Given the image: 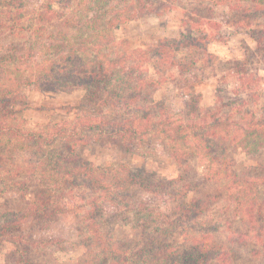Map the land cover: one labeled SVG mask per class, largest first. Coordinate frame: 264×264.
Returning <instances> with one entry per match:
<instances>
[{"label": "trees", "instance_id": "1", "mask_svg": "<svg viewBox=\"0 0 264 264\" xmlns=\"http://www.w3.org/2000/svg\"><path fill=\"white\" fill-rule=\"evenodd\" d=\"M180 1L62 0L58 7L49 4L45 8L56 14L59 21L56 27L62 28L47 33L44 16H39L42 24L21 23L26 0H0V195L14 182L26 186L25 181H11L3 174L8 163L25 161L32 165L40 186L24 211L4 210L0 204V247L8 238L13 239L18 245L19 264H36L28 255L31 249L47 246L53 240L36 239L40 238L36 233L13 231L22 229L27 222L50 219L61 206L70 208L68 202L83 200L86 190L94 196L83 213L86 223L79 225V230L85 228L87 234L83 238L88 259L83 264L226 262L228 253L221 243L205 238L195 240L188 233L218 196L208 194L188 201L197 184L183 175L171 179L144 176L126 164L114 166L113 174L112 167L81 161L78 153L81 145L94 142L123 143L135 151L139 145L143 147L148 137L160 136L180 167L203 159L202 180L206 183L235 175L230 155L233 148L251 155L264 151V116H253L237 130L233 129L229 115L223 116L216 109L201 111V92L183 99L187 113L196 115L195 118L177 123L169 115H159L167 109L153 99V91L161 81L150 68L157 74L155 62L171 58V64L189 84L187 75L195 63L186 62L180 53L206 49L203 38L186 27L178 37L137 48L118 41L116 31L147 14L161 16ZM232 1L238 13L236 26H249L254 18L264 16V0H210L213 5ZM22 30L27 33L24 35ZM6 31L26 38L21 44L11 43L4 48L1 37ZM252 33L257 48L264 52V24L252 29ZM45 36L59 41L48 43ZM29 87L56 91L82 89L84 97L73 118L29 129L24 125L22 109L18 108L26 104ZM234 178L228 189L240 183L241 194L248 189L250 194L256 190L252 185L257 179L246 182L239 176ZM237 199L240 200V195ZM257 207L256 214L264 222V200ZM106 215L130 219L133 228L143 231L140 245L131 247L130 243L116 240L104 226ZM77 216L80 219L79 213ZM200 227L203 229L205 225L200 223ZM207 228L217 230L215 225ZM176 232L183 237L180 243L166 241ZM25 242L30 247L26 248Z\"/></svg>", "mask_w": 264, "mask_h": 264}, {"label": "rangeland", "instance_id": "2", "mask_svg": "<svg viewBox=\"0 0 264 264\" xmlns=\"http://www.w3.org/2000/svg\"><path fill=\"white\" fill-rule=\"evenodd\" d=\"M61 1L26 0V12L21 23L42 24L39 16H44L47 19V33L62 29L61 26L56 27L59 23L56 14L45 11L49 4L58 7ZM179 3L161 16L150 13L116 31L118 41L128 42L130 47L137 48H148L163 38L178 37L186 27H191L195 34L203 38L206 49L198 48L194 52L180 53L186 62L195 63L187 75L190 78L189 84L171 64V58L155 62L157 74L150 68L151 64H148L150 72L161 81L152 95L156 102L162 103L167 109V112H159V115H169L177 123L195 118L196 115L187 113L183 99L201 92V111L216 109L223 116L229 115L233 129L253 116H264V52L257 48L252 33V29L260 28L264 24V16L254 18L249 26H236L238 13L233 8V1L231 4L220 5H213L210 0H181ZM22 32L24 35L27 33L24 30ZM25 38L26 36L12 35L6 31L1 37V46L6 48L11 43L21 44ZM43 38L48 43L59 41L53 36L51 39L47 36ZM26 96V104L18 108L22 109L25 127L37 129L48 123L73 118L84 97V91L39 90L29 87L26 89ZM154 116L158 117L155 113ZM166 143L160 136H152L144 140L143 147L139 145L138 150L134 151L123 143L94 142L81 145L78 153L81 161H88L100 167H112L113 174L114 166L126 164L144 176L154 175L156 178L168 179L185 176L187 180L197 184L196 189L187 197L188 201L204 198L208 194L218 196L212 205L207 207L206 213L196 221L195 229L188 230L192 239H213L221 243L228 257L227 263L219 260L218 264H264V222L256 214L258 203L264 200V151L251 155L241 149L231 150L235 175L245 181L248 179V182L257 179L256 183H252L256 190L253 193L252 190L251 194L249 189L245 190L250 195H242L245 192L241 194L239 191L240 183L228 189L227 185L235 179V175L223 176L205 183L202 180L203 159H195L191 165L180 167L169 154ZM189 159L191 161L190 157ZM6 165L3 174L11 181H25L26 186L16 185L15 182L9 184L7 191L0 195V204L4 210L24 211L40 189L35 168L25 161ZM84 193L83 200L78 198L75 202H68V209L61 206L59 212L50 219L27 222L22 229L13 231L36 233V237H40L36 239L53 240L47 246L38 245L31 249L32 252L28 255L32 262L83 264L88 259L83 238L87 235L86 230L84 228L80 231L79 225L86 223L83 213L88 209L87 203L94 194L88 190ZM237 195H240L242 202H239ZM77 213L80 214V219ZM106 217L104 226L112 232L116 240L130 243L131 247L140 245L144 238L143 231L133 228L130 219H114V215ZM200 223L205 225L203 229ZM213 225L217 227L216 231L207 228ZM182 240L183 237L178 232L166 238V241L172 244ZM23 245L30 247L27 242ZM17 248V243L8 238L0 247V264H19Z\"/></svg>", "mask_w": 264, "mask_h": 264}]
</instances>
